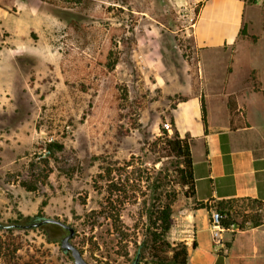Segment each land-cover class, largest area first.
Listing matches in <instances>:
<instances>
[{
  "label": "rangeland",
  "instance_id": "1",
  "mask_svg": "<svg viewBox=\"0 0 264 264\" xmlns=\"http://www.w3.org/2000/svg\"><path fill=\"white\" fill-rule=\"evenodd\" d=\"M35 1L37 18L0 2V224L41 212L75 228L90 264H133L139 249L152 264L168 195L172 224L188 199L181 160L164 148L176 105L223 83L242 119L264 118V0H249L242 51L207 53L194 37L199 2ZM246 210L243 225L264 219ZM46 231L59 235L51 223L0 230V264H75Z\"/></svg>",
  "mask_w": 264,
  "mask_h": 264
},
{
  "label": "crops",
  "instance_id": "2",
  "mask_svg": "<svg viewBox=\"0 0 264 264\" xmlns=\"http://www.w3.org/2000/svg\"><path fill=\"white\" fill-rule=\"evenodd\" d=\"M191 1L201 3L194 37L202 52L224 48L240 52L246 47L244 43L248 40L243 38L241 30L254 13L249 0ZM0 2L36 18L40 10L35 0ZM3 10L8 13V9ZM202 58L203 64L209 63L208 79L212 83L216 79L212 71L216 61L206 54ZM254 67L262 79L260 66ZM208 85L200 94L180 101L171 115L181 137L190 138L196 186L195 194L188 197L175 215L169 239L187 245L188 264H264V219L258 225L248 222L224 232L225 247L215 244L210 230L217 202L238 198L264 202V118L258 122L249 113L247 119H242L237 114V103L234 112L229 106L230 98L236 93H225L223 83L214 88L209 85L210 89Z\"/></svg>",
  "mask_w": 264,
  "mask_h": 264
},
{
  "label": "trees",
  "instance_id": "3",
  "mask_svg": "<svg viewBox=\"0 0 264 264\" xmlns=\"http://www.w3.org/2000/svg\"><path fill=\"white\" fill-rule=\"evenodd\" d=\"M253 1L255 2L256 0ZM241 33H246V26L243 27ZM230 106L233 112L236 111V103L235 101H232L231 98ZM203 120L206 124L205 108H203ZM171 125L173 126V134L171 138L166 140L164 148L168 156L177 157L181 160V164L178 168V184L183 188L185 187L186 196L191 197L195 194L196 178L194 174V159L190 138L188 136L181 137L172 117ZM165 133L168 134L167 130H165ZM50 146L52 149L60 150L63 148V145L58 142L52 143ZM45 162L48 164L47 160H45ZM116 190L121 191V188L114 185V187L111 188V191L114 192ZM177 197V192H173L168 195V200L164 203L162 209L160 210V215L158 217L159 224L157 226L158 230L154 231L151 243L147 247V254L153 260L152 264H188L189 250L187 245L183 242L172 243L169 240V233L172 227V216L174 214V202ZM214 206L215 210H218L225 215L222 222L226 228H230L233 225L243 227L244 225L240 218L243 216L245 211H247V208L253 209L258 207L259 209L264 210V202L259 199L252 198L221 200ZM43 219L44 215L41 212L32 216H23V214H20L19 219L13 220L7 226H2V224H0V230L13 232L14 230L34 227L35 223ZM259 223H261L260 220L253 221L254 225H258ZM51 225L56 226L59 235L57 237H51L50 232L46 231L47 239L52 242L60 241V238L64 235L63 230L65 229L55 224ZM136 256L140 259L145 257L140 249L136 252Z\"/></svg>",
  "mask_w": 264,
  "mask_h": 264
},
{
  "label": "water",
  "instance_id": "4",
  "mask_svg": "<svg viewBox=\"0 0 264 264\" xmlns=\"http://www.w3.org/2000/svg\"><path fill=\"white\" fill-rule=\"evenodd\" d=\"M55 224L63 229H65L67 232L60 238V244L61 248L65 251L71 254V256L74 259L75 264H90V262L84 257L83 252L80 250L78 246H76L72 239L75 235V228L69 224L66 223L58 218H44L43 220L37 222L34 224V226H41L43 224ZM139 258L137 257L133 264H139Z\"/></svg>",
  "mask_w": 264,
  "mask_h": 264
},
{
  "label": "built area",
  "instance_id": "5",
  "mask_svg": "<svg viewBox=\"0 0 264 264\" xmlns=\"http://www.w3.org/2000/svg\"><path fill=\"white\" fill-rule=\"evenodd\" d=\"M193 25H195V23ZM164 125L168 129V131L172 130L170 123H165ZM224 217L225 215L223 213L218 210H214L210 219V230L212 232L213 240L215 244L219 247H225V237L223 233L229 230H233V228L236 227V225H233L230 228H226L222 222Z\"/></svg>",
  "mask_w": 264,
  "mask_h": 264
},
{
  "label": "flooded vegetation",
  "instance_id": "6",
  "mask_svg": "<svg viewBox=\"0 0 264 264\" xmlns=\"http://www.w3.org/2000/svg\"><path fill=\"white\" fill-rule=\"evenodd\" d=\"M64 234L67 232L66 230H63Z\"/></svg>",
  "mask_w": 264,
  "mask_h": 264
}]
</instances>
